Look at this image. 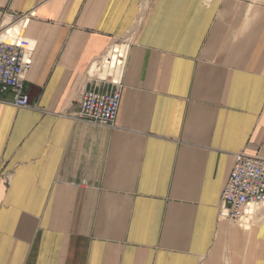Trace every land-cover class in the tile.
<instances>
[{
    "label": "crops",
    "instance_id": "0c3cea01",
    "mask_svg": "<svg viewBox=\"0 0 264 264\" xmlns=\"http://www.w3.org/2000/svg\"><path fill=\"white\" fill-rule=\"evenodd\" d=\"M1 25L33 56L30 106L0 100V264H264V220L219 218L264 156V0H0ZM119 82L115 127L74 118Z\"/></svg>",
    "mask_w": 264,
    "mask_h": 264
},
{
    "label": "built area",
    "instance_id": "2783aa9c",
    "mask_svg": "<svg viewBox=\"0 0 264 264\" xmlns=\"http://www.w3.org/2000/svg\"><path fill=\"white\" fill-rule=\"evenodd\" d=\"M18 21L24 16L9 14ZM112 66L122 64L119 53L111 52ZM33 46L21 36L10 35L0 26V100L8 94L10 103L17 108H28L30 97L25 91V79L32 66ZM107 83V82H105ZM121 82L95 84L81 95L74 118L97 126L113 128L121 104ZM260 210V211H259ZM264 211V156H236L221 196L219 218L241 228L252 225L255 217Z\"/></svg>",
    "mask_w": 264,
    "mask_h": 264
},
{
    "label": "rangeland",
    "instance_id": "374dc122",
    "mask_svg": "<svg viewBox=\"0 0 264 264\" xmlns=\"http://www.w3.org/2000/svg\"><path fill=\"white\" fill-rule=\"evenodd\" d=\"M126 44V40H121L118 42L117 45L123 46ZM123 48V47H122ZM125 49V48H123ZM115 67L112 66V58L111 54H108L104 60H102V66H101V71L104 74L103 77L107 76V74H111L115 69ZM262 220H264V211L260 212L257 217L253 220L252 225H255L257 223H260Z\"/></svg>",
    "mask_w": 264,
    "mask_h": 264
},
{
    "label": "bare ground",
    "instance_id": "6f19581e",
    "mask_svg": "<svg viewBox=\"0 0 264 264\" xmlns=\"http://www.w3.org/2000/svg\"><path fill=\"white\" fill-rule=\"evenodd\" d=\"M119 60H121V59H120V54H119ZM259 211H260V210H259Z\"/></svg>",
    "mask_w": 264,
    "mask_h": 264
}]
</instances>
